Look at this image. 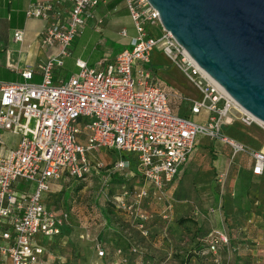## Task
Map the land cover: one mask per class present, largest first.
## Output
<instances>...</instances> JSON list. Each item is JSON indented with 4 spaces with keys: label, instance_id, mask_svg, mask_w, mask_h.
Returning a JSON list of instances; mask_svg holds the SVG:
<instances>
[{
    "label": "built area",
    "instance_id": "obj_1",
    "mask_svg": "<svg viewBox=\"0 0 264 264\" xmlns=\"http://www.w3.org/2000/svg\"><path fill=\"white\" fill-rule=\"evenodd\" d=\"M54 1L58 0L30 2L23 10L27 18L46 20L40 43L56 47V52L47 55L38 67L39 80H32L34 70L26 66L19 71V81L0 82V131L18 137L4 151L0 139L1 263L46 264L41 257L42 245L34 242V237L57 235L66 223L64 216L53 215L44 206L41 194L48 191L52 180L84 179L92 170L102 169L100 161H89L88 153L104 147L130 155L142 181L134 193V204L146 198L160 202L178 167L186 161L196 135L218 138L234 153L244 151L243 146L221 134V125L237 120L264 130V123L239 107L191 61L161 27L157 11L146 0H123L134 31L129 47L118 50L100 68L75 58L76 72L53 85V70L62 66L75 34L86 21L100 22L93 12L99 0H66L69 5L64 13L54 9ZM154 25L160 27L158 37L148 31ZM119 34L125 36V30ZM12 39L20 42L21 30H13ZM155 44L197 87L200 98L190 99L189 112L202 113L203 121L171 112L169 95L180 97L164 90L145 67ZM76 122L88 130L84 144L75 141L79 132ZM249 153L251 173L261 174L264 154L257 150ZM128 166V160L117 159L111 169ZM23 180L34 183L31 193L17 191ZM125 193L123 190L122 195ZM138 217L143 220L144 214ZM138 226L142 228L141 223ZM205 242L208 248L202 254L214 253L215 244L226 243L227 236L221 229L212 230ZM97 256H103L101 249Z\"/></svg>",
    "mask_w": 264,
    "mask_h": 264
},
{
    "label": "rangeland",
    "instance_id": "obj_2",
    "mask_svg": "<svg viewBox=\"0 0 264 264\" xmlns=\"http://www.w3.org/2000/svg\"><path fill=\"white\" fill-rule=\"evenodd\" d=\"M117 16L111 17L113 26L109 27L107 33H102L97 45H94V41L98 36L92 35L91 31L86 33L83 30L86 27L84 23L70 43L69 54L62 58V66L54 69V75L65 80L75 73L76 67L73 62L77 56L85 59L88 66L97 67L98 60L106 61L111 54H115L123 47H129L128 39L134 33L132 23L128 16ZM118 22L125 27L126 36L113 33L120 27ZM152 31L154 37L159 36L154 29ZM148 59L158 84L164 90L193 100L200 98V92L194 83L177 63L171 62L159 50L158 44L152 46ZM192 77L197 79L198 76ZM52 83L57 85L59 81L53 78ZM75 125L79 130L75 133V141L84 144L88 130L81 122H76ZM229 130L230 127L224 129ZM234 132L232 139L243 146L245 154L236 155L233 163L228 156L224 157L223 169L215 172L211 162L214 155L210 150L207 151L208 147L203 151L200 149L203 153L201 158L192 165L189 175L184 178L187 189L180 191L177 197L176 192L173 194L168 192L160 202L146 198L134 204V193L138 187L134 188L132 185H124L123 190L126 193L122 195L123 190L120 188L122 182L115 177L117 172L106 170L110 164H106L98 171L92 170L84 179L67 177L52 183L48 191L41 196H44L45 207L53 215L65 217L64 223L67 226L62 228L58 236L47 237L44 247L46 263L105 264L117 258L131 260V264H146V260L150 258L149 264H156L154 260H158V264H187L189 258H198L192 246L197 243L199 247L200 239L216 230L213 229L215 227L210 219L213 215L209 212L210 206L202 208L196 202L198 196L200 198L204 194H209V183L215 185V192L220 198L218 213L224 225L234 227L238 216L243 217L251 212L248 188L244 181L250 176L246 163L249 152L260 150L264 143V134L251 127L235 129ZM15 137L17 136L0 131L4 148L11 145ZM104 153H107L111 160L117 157V152L100 147L99 158ZM33 188L34 183L27 180L17 185L19 191L24 190L27 193H31ZM174 197L182 201L188 199L192 204L183 202L182 210L177 214L176 207L170 202ZM145 201L152 202L151 207L146 206L143 203ZM139 213L144 214L143 220L139 219ZM139 223L142 224V228H139ZM207 223L208 228L205 227ZM142 230H145V234H142ZM36 236L35 241L43 238L41 235ZM155 240H158V254H153L154 250L146 249ZM98 249L103 251L102 263L96 259ZM234 251L236 250L229 247L227 257H233ZM205 262L207 263V260Z\"/></svg>",
    "mask_w": 264,
    "mask_h": 264
},
{
    "label": "crops",
    "instance_id": "obj_3",
    "mask_svg": "<svg viewBox=\"0 0 264 264\" xmlns=\"http://www.w3.org/2000/svg\"><path fill=\"white\" fill-rule=\"evenodd\" d=\"M36 1L44 2L45 0H0V82L19 81L20 80L19 71L26 66L31 67L34 70L32 80L38 81L39 80V74L37 71L38 67L44 61L47 55L56 52V47L54 45L45 47L40 43V32L45 26L46 20L37 19V18H27L23 14V10L26 7V5L30 2H36ZM53 5L55 10L57 9L61 13H64L68 9L69 2L66 0H58L56 2L54 1ZM114 11L117 12L114 13ZM93 12L95 17L94 19L100 20V22L94 24V21H86L85 22L86 27H84L83 30L86 31V33L91 31L92 35L95 34L98 36V39L94 41V45L99 44L102 33H107L109 27L113 26L111 23L112 16L114 15H118L117 17H119L120 15L128 16L123 0H99ZM118 25H120L119 29L117 31H114L113 33H119L121 29L125 30V27L120 22H118ZM15 29H19L22 32V39L20 42H14L12 40L11 32ZM104 29L106 31H104ZM152 29H154L160 35L161 30L160 28H158L157 25L148 27V31L153 35ZM125 36H126V30H125ZM113 55L114 54H111L106 61L98 60L97 68L102 67L109 60H111ZM75 58H79L85 61V59H83L80 56H77ZM150 65L151 64L149 63V59H148V63L145 65V67L153 73ZM53 78L54 80L57 81L62 80L61 78H58L57 76L54 75V70H53ZM179 97L180 98H176L172 94L169 95L171 101L168 102V104L173 114L182 117H187L195 122H201L204 120L205 115H203L202 113L199 115H194L189 112V103H190L189 101L191 98L182 95H180ZM227 127H230V130L224 131V129ZM248 127L257 130L261 134H264V131H262L258 126L256 125L245 126L237 120L235 122L233 121V123L229 125L227 124L221 125L220 133L221 134L225 133L224 134L225 136L229 138L231 137L232 139L233 134H235L234 132L235 129H242ZM236 133L238 132L236 131ZM17 138L18 137H15L11 145L6 146L5 148L2 146L3 151L12 147L17 141ZM205 147H208L207 151L210 150L211 153L214 155L211 162L213 164V167L215 168L214 169L215 172L217 170L223 169L224 157L228 156L230 162L233 163L236 155L238 156L240 154H245L244 151H238L233 153L230 146L218 138H209L204 135H196L194 137L193 147L190 153L188 154L186 161L178 167L174 178L167 185L166 194H168V192L172 194L173 192H176L175 197H177L180 191H184L187 189L186 184L184 183V178L189 175V170L192 167V165L201 158V155L203 154L202 151L206 149ZM200 149H202L201 152ZM259 149L261 151L260 150L257 151H260L261 153L264 154V143L260 146ZM87 157L91 162L100 161L103 164V167L106 166V164H110L109 168H106V170H113L111 169V164L113 163V161L117 159L128 160L129 161L128 168L121 170L114 169V171L117 172L115 175L116 179L122 182V184H120V188L124 187V185L127 186L132 185V187L134 188L135 187L139 188V185L141 186L142 181L136 175L133 169V158L130 155L117 153V157L111 160L108 158L107 153H104L102 157L99 158V150H98L93 153H88ZM247 161L248 162L246 164L250 176L246 177L244 181L246 187L248 188L247 189L248 200L250 203L249 205L251 207V212L245 214L246 216L243 217L238 216L236 222L234 223V227H228L224 225L218 213L220 198L215 192V185L212 182L209 183L208 185L209 194H204V196H200V198L198 196L196 202L198 203V206L202 208L210 206L208 209L209 212H212L211 214H213L210 217V219L212 220V225L215 227L213 229L223 230L224 233L228 235V243L219 245L217 250V261L213 262L211 259L208 258L202 259L201 257L200 258L198 257L199 260L198 258H195L196 259L195 260L194 257H192V259L189 258L187 264H264V167L262 169L261 174L258 175L252 174L251 173L252 157L250 156V154L249 157L247 158ZM57 181H60V179L52 180L49 183V187L50 185H52V183ZM17 191L19 190L17 189ZM20 191L22 192L24 190H20ZM175 197L171 199L170 202L173 206L176 207L177 214L181 212L180 210H182L181 209L182 204L187 202L189 204H192L191 201H189L188 199L182 201V200H178V198ZM42 199H43V204L45 206L44 196H42ZM143 203L146 206L151 207L150 205L152 202L145 201ZM208 222L211 224L210 221ZM209 223L205 225L206 228H208ZM66 226L67 224L61 227L60 232L61 230H63L62 228ZM59 233L57 235H53L50 237L58 236ZM36 237H39V235ZM48 238L43 237L42 239H40V241L34 240V242H38L42 245L43 253L41 257L44 260H45L44 247L46 244V240ZM194 247L195 245L192 246V250ZM229 247L236 250L233 253V257L230 258L227 257V250L229 249ZM146 249L154 250L153 254L155 253L158 254V240H155L154 243L151 244L150 247H147ZM96 259L99 260V263H102L101 257H97ZM149 260L150 258L148 259V261L146 260V264H149ZM205 260H207V263L205 262ZM154 262L158 264V260H154ZM0 264H8V262L6 261V263H1V256H0ZM105 264H131V260L113 258L109 260L108 263Z\"/></svg>",
    "mask_w": 264,
    "mask_h": 264
},
{
    "label": "water",
    "instance_id": "obj_4",
    "mask_svg": "<svg viewBox=\"0 0 264 264\" xmlns=\"http://www.w3.org/2000/svg\"><path fill=\"white\" fill-rule=\"evenodd\" d=\"M191 61L264 123V0H146Z\"/></svg>",
    "mask_w": 264,
    "mask_h": 264
},
{
    "label": "trees",
    "instance_id": "obj_5",
    "mask_svg": "<svg viewBox=\"0 0 264 264\" xmlns=\"http://www.w3.org/2000/svg\"><path fill=\"white\" fill-rule=\"evenodd\" d=\"M121 188H124V187H121ZM225 234H226V233H225ZM207 235H208V233L205 234V235L203 236V238L200 239V245H199V247H197V243H196L195 247L193 248V252H194L199 258L201 257L202 259H207V258L209 257V259H211V260L213 261L212 258L215 257L216 260H217V250H218V247H219L220 244H224V243H221V242L216 243V244H215V250H214V253H211L210 251H207V253L202 254V252L208 248V246H207V244H206V242H205V239H206V236H207ZM226 236H227V242H226V243H228V235L226 234ZM213 262H214V261H213Z\"/></svg>",
    "mask_w": 264,
    "mask_h": 264
}]
</instances>
